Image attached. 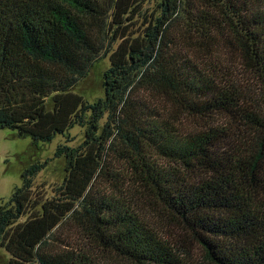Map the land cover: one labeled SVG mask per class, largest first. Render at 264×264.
Wrapping results in <instances>:
<instances>
[{"label": "trees", "instance_id": "1", "mask_svg": "<svg viewBox=\"0 0 264 264\" xmlns=\"http://www.w3.org/2000/svg\"><path fill=\"white\" fill-rule=\"evenodd\" d=\"M75 126L51 196L45 162L0 200L8 264H264V0H0V129Z\"/></svg>", "mask_w": 264, "mask_h": 264}, {"label": "rangeland", "instance_id": "2", "mask_svg": "<svg viewBox=\"0 0 264 264\" xmlns=\"http://www.w3.org/2000/svg\"><path fill=\"white\" fill-rule=\"evenodd\" d=\"M149 7H152V3L148 4ZM149 10L151 11V8ZM109 66L110 54L104 52L102 59H99L90 68L88 76L76 88V92L86 95L91 100L102 97L104 73ZM66 136L58 135L50 143L34 145L31 138H19L12 130L0 129V200L4 203L10 201L15 189L23 185L22 174L26 168L35 163L45 162H48V164L36 177L35 183L39 188L44 186V190H47V196H51L55 189L63 184L66 176L65 158L55 156L58 146L76 147L80 145L85 139V129L75 126L69 130ZM112 160L113 158L110 157L109 161L112 162ZM115 167H118V165ZM100 187V184H98L97 188ZM56 234L59 242H69L71 245L85 243L81 231L70 224L60 228ZM9 260L10 255L0 245V264H8ZM109 261L111 264L115 263L112 259ZM117 264L127 263L120 261Z\"/></svg>", "mask_w": 264, "mask_h": 264}]
</instances>
